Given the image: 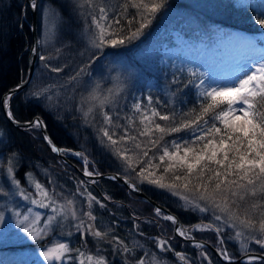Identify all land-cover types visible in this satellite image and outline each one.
Returning <instances> with one entry per match:
<instances>
[{"label": "rangeland", "instance_id": "rangeland-1", "mask_svg": "<svg viewBox=\"0 0 264 264\" xmlns=\"http://www.w3.org/2000/svg\"><path fill=\"white\" fill-rule=\"evenodd\" d=\"M23 1L29 6L28 10H26L27 6H25V10L22 12L23 21L30 26V20H32L30 11L31 6L28 4L27 0ZM71 1L75 2V5L79 7V11L82 12L84 25H82L77 32L75 31V28L71 29L74 33L67 31L69 34L66 37H63L60 35V31L61 26L65 24H62V15L59 14L56 6H53L46 0H37L39 7L36 9V15H38L36 23L38 25L39 52L36 63H38V59L41 55L51 57V59L42 62L39 68L38 64H36L34 74L36 73L35 75H38V78H35L39 83H34L35 75H33L30 84L23 88L25 90L24 96L26 98L30 95H44L51 100V102L53 101L49 104L48 108L51 111L56 110L58 107L59 112L62 114L75 113L77 116L79 115L82 118L80 125L82 127L89 125V127L93 128L95 134H98L104 141L101 143L103 146H99L101 149L104 147L110 148V146L107 143V138L102 137L100 129L102 127H109L111 132L113 127L104 124L98 107L94 108L93 112L88 116H85L84 114L87 111L89 104L94 103L88 101L87 97L97 85H99L98 91L101 95H107L108 89L114 90L115 100L111 104L104 105V111L110 112L114 118L116 117V114L119 113V118L115 119L114 123L123 125L126 117L132 116L133 119L136 120L135 122L137 125V122H139L138 114L132 109V104L134 102L143 101L142 106H148L147 97L151 96V106H155L160 111L158 103L161 104L166 101V99H169L171 103L175 101L174 93H172L170 89L169 91L173 96L168 93L167 87L169 82L167 76L169 75V72L171 73V79L173 80V78H177L179 72H188V70L191 69L197 73L200 79L205 81V88L209 86L216 87L217 85L230 84L232 80L242 72L244 63L249 56L260 55L258 50L253 51L251 40L247 41L241 36H236L231 33L226 34L221 30L216 32L212 36V39L208 38L206 41H200V39L190 41L185 39L181 34L182 31L178 29V22V26L170 27L171 22H174L175 20L179 21L182 19L181 17L184 16V14H181L182 10L175 7L174 9L166 10L164 14H162L161 19L166 21V23L161 27L160 33L157 34L158 36L155 37L154 41L149 45H144V47L138 50V55H135L137 57L134 61L129 62L124 56L122 57L119 53L115 52L123 46L119 48H105L101 50L102 54L101 51H97L91 46L89 43L92 34L89 28L90 17L87 15L91 9H89L87 5L81 8L80 4L82 3V0ZM194 1L195 0H192V3ZM231 2L235 7H238L240 4H247L249 1L231 0ZM253 4L259 7V9H257L259 11L258 14L264 12V0H260V3L255 0L253 1ZM45 9H47V12L44 11ZM257 45L264 47L263 43ZM113 49L115 51H113ZM57 50H59V52ZM93 53L96 54L97 59L92 60L91 66H85L84 62L91 59ZM73 54L80 55L82 59L77 61L76 56ZM46 65H50V67ZM144 66H147L149 70L155 73L157 72V76L154 80L147 78L148 76H146V73H144L142 69ZM52 67H61L63 71L60 73L53 72L51 71ZM81 68H84L85 71L81 73L76 80L71 82L68 81L71 77V73L78 72ZM73 82H75L76 85H73ZM163 83L164 85H162ZM198 84L199 82L197 85ZM194 89L198 94L197 96H199L202 89H199L196 86H194ZM74 90H77L76 94L73 93ZM162 93H165L164 96H161ZM59 97L62 98L61 104H55L58 102ZM156 97H158V99L157 101H154V98ZM9 101L11 105V100ZM1 106L2 104H0V112L2 111ZM117 129H119V127L115 128V131H117ZM191 135H194V133L192 132ZM182 138L183 135L180 134L170 141L172 142L175 140L176 142L181 143ZM10 139L11 132H9L8 127L2 125L0 121V189L3 190L0 191V212H3L4 214V221L0 223V232L5 233V238L0 242V264H8V260L13 261L15 264H79V260L77 259L78 253L75 251L66 254V257L70 255L72 260L65 258L62 261L49 262L45 261L43 257L39 255L40 252L45 250V248L53 247L57 243H68L72 249H79L81 252H84L85 255L102 256L106 260V264H136V261L141 257L148 261L149 264H152L154 259L159 261L160 264H190L188 261L193 262L194 264H209L210 260L207 258L202 259V263L198 257L196 258L192 256L193 251L189 248L181 250L183 252L180 251V253L186 258L185 260H181L178 256L174 258L171 253L169 254L168 252L157 250L153 238L146 240L149 236L146 237V235H143V237L141 232L138 231L140 230L139 228H135L134 225L127 226V220H113V203H109V195L107 197V195L105 196V194L100 192L102 196L99 195V197L105 200L103 207H101V204L96 201V203L92 201L91 205H89V200L87 201L84 198L80 190L77 191L78 188H76L77 193L70 191L69 187H71V181H69V178L66 182L63 181V179L59 178L60 172L54 170L53 165L51 166V164L47 163L45 159L43 160L29 152L25 147L22 149L17 148L15 143H12ZM47 147L51 150L48 143ZM69 151H71L70 154L73 156H76V153H78V151H76L74 154V150ZM59 157L61 158L60 155ZM61 160L68 161V159L63 160L62 158ZM71 161L74 163V167L79 171H85V166L79 168L77 162L73 160ZM10 164L13 166V177L20 181L18 187L12 183L13 177H9L7 174V168ZM86 167L88 171L92 172L88 165H86ZM28 174H31V179ZM81 174L83 175V173ZM83 176L86 177L85 175ZM33 181L39 182L45 187V189L53 194L58 204H64L67 200H72V207L76 211L77 216L79 219H84L86 223H88V221L84 216V213L91 211L93 216L97 214L98 219L95 227L102 232H107L108 235L105 238L100 239L87 233L86 229L77 231L75 227L78 223L77 220H73L71 216H69L67 220L58 216L57 221L51 226V230L43 240L32 241L29 239L27 234L23 233L22 230L17 227V213L21 216L27 214L30 217L34 213H40V226H43V221L48 216L55 214L50 207L43 208L40 207L39 204L31 203L32 199H43L39 196ZM120 182L126 186L122 180H120ZM168 182H170V180ZM127 189L130 190L131 188L129 189L127 187ZM21 190L29 197V199L25 200L19 194ZM165 191L172 198H176L173 199L175 200V203L180 202L181 204L183 203V205L186 203L180 197L173 195L171 191L167 189H165ZM138 196L143 197L140 195ZM143 199L146 200L144 197ZM133 200H135L137 206L141 210L143 209L146 212L151 211L150 207H141V202L137 198H134ZM146 201L149 202L148 200ZM149 203L152 205V209H157L154 207V203ZM201 203L203 204V202ZM185 205L188 206L190 204L186 203ZM29 208L32 209V213L27 212ZM119 212L120 214L124 213L122 211ZM201 213L205 215L207 222L201 223L199 226L206 228L209 224H215L216 226L221 227L222 232L220 235L224 238L222 247L227 249L230 253L229 247H225L224 245L226 240L229 239L231 243L236 244L237 248H240L241 252L244 253L241 248V241L234 239L236 229L223 224L222 221H215L214 215L220 214L218 211L214 212L210 208L209 211H201ZM168 215L169 213L165 210L161 216L165 217ZM113 225L117 227L113 228ZM110 230L112 231L110 232ZM183 230L185 231L186 236L189 237L190 235L188 234L187 229L183 228ZM82 232L84 235L81 234ZM118 232L121 234L123 233L125 237L123 235L121 236ZM80 235L81 239H79ZM113 237H118L120 241H123V244L126 245L130 251L125 252L123 247L113 240ZM247 242H249V240ZM216 248L219 249L221 246H216ZM218 257L221 258L220 256Z\"/></svg>", "mask_w": 264, "mask_h": 264}, {"label": "snow or ice", "instance_id": "snow-or-ice-1", "mask_svg": "<svg viewBox=\"0 0 264 264\" xmlns=\"http://www.w3.org/2000/svg\"><path fill=\"white\" fill-rule=\"evenodd\" d=\"M29 2L33 9L39 7L37 0H29ZM165 4L166 0H121V3L113 7L107 3V0H99V2L82 0L80 7L87 5L91 9L87 14L90 17L89 28L92 33L89 43L97 51L127 45L143 34ZM44 11L47 12V9ZM254 22L260 30H264V12L255 17ZM251 47L253 51L258 50L260 55L249 56L242 72L230 84L205 88V81L200 79L195 71L188 70L189 76L192 77L188 81L189 84L199 79L196 87L202 89L200 108L199 111L190 109L189 112L182 113L183 118L179 121L175 112L162 114L155 106H151L152 97L148 96V106H142L143 101L132 104V109L138 114L139 127L132 116L126 117L127 125L114 123V120L119 118V113L114 118L110 112L104 111V105L111 104L115 100L114 90L108 89L107 95H101L98 91L99 85L89 93L87 100L94 103H90L84 113L88 116L94 108H99L104 124L113 127L111 132L109 127H102L100 129L102 137L107 138V143L114 150V154L128 169L136 171L137 166H140L136 175L141 182L147 181L161 189H167L202 212H207L210 208L214 212L218 211L220 214L214 215L215 221H222L223 224L236 229L234 239L241 241V248L245 254L248 249V240L264 249V47L258 46L253 41H251ZM40 59L48 61L51 57L41 55ZM91 59H97L95 53ZM46 66L50 67V65ZM51 71L60 73L63 69L52 67ZM84 71L85 69L81 68L69 79L76 80ZM9 100L10 97L6 96L0 104L5 108L7 117L14 121ZM189 116H191L190 119L187 118ZM157 118L159 121L177 122L167 125L156 122ZM217 122L220 126H217ZM27 123L35 128L45 127L39 117ZM117 127L123 129V134L118 139H114ZM133 129L136 130L135 134H132ZM185 130L192 131L193 138L184 140L183 143L174 140L170 145L165 141L168 134ZM140 137H145L147 145L157 149L156 155H149V150H145L147 145L142 148L143 141L139 139ZM44 139L53 152L65 151L56 147L48 136H44ZM124 142H133L132 147H122ZM130 152L132 155H129ZM76 155L82 156L83 153H76ZM85 164L87 165L86 159ZM7 174L13 177L11 164L7 168ZM28 175L31 179V174ZM85 175L91 177L96 173L88 171L86 167ZM12 183L17 187L20 185V181L14 177ZM33 183L43 199H32L31 203L39 204L43 208L50 207L55 214L48 216L43 221V226H40V213H34L31 217L17 213V227L27 234L29 239L43 240L58 216L64 220H67L69 216L77 220L78 223L75 225L77 231L86 229L87 233L100 239L108 235L107 232L98 230L91 223L96 219L91 211L84 213L88 221L86 223L84 219H79L77 216L72 207V200L58 204L54 195L42 184L35 181ZM83 183L81 181V184ZM131 186L136 187L135 184ZM0 191L3 190L0 189ZM19 194L25 200L29 199L22 190ZM88 195L89 205L92 201H96L103 207L96 197L91 193ZM155 211L157 215H161L159 208ZM27 212L32 213V209L29 208ZM164 219L175 222V218L171 215L165 216ZM3 221L4 214L0 212V223ZM207 227L218 235L222 232V228L215 224H209ZM176 230L181 236L186 235L183 229ZM81 234L84 235L83 232ZM4 238L5 233L0 232V242ZM113 240L118 242L125 252L130 251L118 237H113ZM219 243L221 248L218 251L223 260L234 264L236 257L222 247L223 236L219 237ZM166 245V240H159L158 246L162 250H168ZM73 251L78 253L79 264H106L104 257L85 255L79 249H72L68 243H57L53 247H47L39 255L49 262L62 261L65 258L72 260V257L70 255L66 257V254ZM176 255L181 260L186 259L181 253ZM201 255L207 258L206 253ZM254 261H264V255H247L246 264H253ZM136 264H149V262L141 257ZM152 264H160V262L154 259Z\"/></svg>", "mask_w": 264, "mask_h": 264}, {"label": "trees", "instance_id": "trees-1", "mask_svg": "<svg viewBox=\"0 0 264 264\" xmlns=\"http://www.w3.org/2000/svg\"><path fill=\"white\" fill-rule=\"evenodd\" d=\"M53 6H56L59 14L62 15V24L60 35L66 37L69 33L72 32L71 29L75 28L77 32L82 25H84L82 20V12L79 11V7L75 5V2L71 0H46ZM203 1V2H202ZM255 0H249L248 4L245 5L244 8L240 6L235 7L232 4L231 0H195L192 3V0H166L165 7L156 14L155 18L152 19V23L144 30L143 34L136 40L128 43L127 45L117 49L116 53H119L122 57L129 62L134 61L137 57L139 51L144 45H149L155 39L157 34L160 33L161 27L166 23L161 19L162 14L168 9H174L175 7L181 9V14H184L182 19L170 23V27L178 26V29L182 31V35L185 39L188 40H197L206 41L208 38L212 39V36L221 30L222 32L228 34H234L236 36H241L243 39L247 41H253L261 45L264 44V30H260L258 25L255 24L254 18L257 17L259 7L253 4ZM99 2V0H97ZM260 3V0H257ZM107 3L111 6H116L121 3V0H107ZM25 6L29 9V6L23 0H0V95L1 97L5 94V92L9 89V87H14L19 84L22 80H24L28 74V63H29V46L31 43V30L28 23L26 24L23 21L22 12L25 10ZM134 11V10H130ZM217 31H216V30ZM60 30V29H59ZM215 30V31H214ZM74 33V32H72ZM64 49V48H63ZM138 51V52H137ZM76 56L77 61H80L82 57L78 54H73ZM42 61L40 58L38 59V68L41 66ZM92 64V59L84 62V65L89 67ZM144 73H146L147 78L155 79L157 76V72H153L144 66ZM36 74V73H35ZM34 74V75H35ZM76 72L71 73V77L74 76ZM156 75V76H155ZM198 76V75H197ZM38 75H35L34 78ZM192 79L186 72H179L177 78L171 79V73L167 76L168 84V93L173 96L169 89L174 93L175 101L171 103L169 99L158 103L160 107V112L163 113H176L177 121L181 118L182 113L189 112L190 109H196L199 111L200 108V95L197 96V92L194 89V84L198 81L195 80L193 84H189L188 81ZM68 81L71 82L69 79ZM39 83V81L35 78L34 83ZM76 85L73 82V85ZM164 90V89H163ZM24 89H20L15 95H11V105L10 109L13 115L17 119L30 120L31 118H35L38 115H42L45 120L47 131L50 133L51 139L58 145L65 146L64 152H67L69 155V159L74 160L79 165V168H82L83 163L78 160L77 157H74L67 150H79L80 153H83V157L88 158V167L92 169V172H97L100 170L101 172L106 171H117L121 172L128 177H131L133 180L139 183L140 187L142 185L143 189L151 195V197L155 198L162 204H165L171 210H175L177 212L178 217L182 220L185 225L190 226L189 229L193 232V236H198L201 239L209 240L212 245L215 247L221 246L219 243V237L214 230L206 227L203 228L199 226L201 223H206L207 218L205 215L201 213L197 208H193L191 205H185L186 203L181 204L180 202H176L170 195H168L165 189H161L155 185L149 184L147 181L141 182L140 178L136 175V172L139 170V165L136 168V171L128 169L127 166L121 161L115 154L114 150L110 147L99 148V146H103L101 144L102 138L99 137L98 134H95L93 128L89 127V125L82 127L80 125L82 118L77 114H66L61 113L58 110L51 111L49 108V104L52 103L51 100L46 98L44 95L41 96H24ZM77 91V90H76ZM74 90L73 93L76 94ZM167 91V89H166ZM165 93H162L161 96H164ZM160 98V97H159ZM154 101H157L158 97L154 98ZM62 98L59 97L58 102L55 104H61ZM0 121L1 124L5 127H8L9 132H11V141L16 144L17 148L28 149L29 152L38 156L41 159H45L47 163L53 165V169L60 172V179L66 182V180L71 181L69 189L72 192L77 193L76 188H78L81 192L84 191V185L81 184V181L84 182V176L80 173L77 168H74V164L69 161H62L57 152H52L47 147V143L41 136V131L39 128L35 127H27L25 129H20L18 127H14V125L9 122L4 113L0 112ZM188 119L191 116L187 117ZM136 121V120H135ZM177 121H159L157 118L156 122L173 125ZM123 125H127L126 119ZM217 125L219 123L217 122ZM220 126V125H219ZM137 127H139V122H137ZM123 129H117L115 131L116 135L113 137L114 139H118L120 135H122ZM29 131V132H28ZM136 130H132V134H135ZM192 131H181L179 133H170L165 137V141L170 144V140L174 137L182 134L183 138L181 139V143L184 140H189L193 138L194 135H191ZM143 141L142 148L147 145V140L145 137L139 138ZM133 142H124L121 146L126 148H131ZM159 147V146H158ZM70 148V149H69ZM75 148V149H74ZM32 149V150H31ZM145 150H149V155H156L157 149L151 148L150 145H147ZM136 152H140L141 150H135ZM129 155H132L130 152ZM43 157V158H42ZM72 157V158H71ZM92 159V160H91ZM95 159V160H94ZM52 160V161H51ZM62 161V162H60ZM79 161V162H78ZM56 164V165H55ZM94 169V170H93ZM61 170V171H60ZM69 171V172H68ZM70 174V175H69ZM159 174V172L157 173ZM102 181L105 182V185L109 189H101L107 197H111L113 203V212L122 211L126 215V220L129 225H135L133 222V214L138 215L140 219L136 218L135 228H139L142 232L146 233H163L167 231L168 234L173 235V221H169L164 219V216H161L165 209L161 210V215H157L156 211L152 209V205L143 199V197L136 196L138 194L134 193L133 190H128L126 186L122 184V182L117 180H111L109 178H105ZM76 182V183H75ZM85 183V182H84ZM114 192V193H113ZM100 194V193H99ZM134 198H137L141 202V207H150V212H146L145 210H141ZM173 200V201H172ZM87 203V202H86ZM175 203V204H174ZM88 204V203H87ZM136 206V207H135ZM118 209H116V208ZM117 218L118 217L114 216ZM95 221H92L93 224H97ZM117 226L113 225V228ZM59 228V227H58ZM57 228V230H58ZM112 230H110L111 232ZM161 231V232H160ZM121 236L120 232H118ZM124 236V235H123ZM125 237V236H124ZM144 237V236H143ZM81 239V235L80 238ZM149 238H146L148 240ZM171 241L174 248H178V250H186L191 249L193 251L192 256L198 257V259L202 262V259H206L205 256H202L201 253L207 254V259L210 260V264H229L228 261L221 260L215 253L213 249L210 248L209 245H200L197 247L199 243L193 244L188 240L182 239L180 236L176 235L169 240ZM248 249L253 248V250L260 251L262 248L259 245L254 244L251 240L247 242ZM225 247H229L230 254L233 256H239L241 252L240 248H237L236 244L231 243L228 239L224 244ZM255 248V249H254ZM264 251V249H263ZM242 253V252H241ZM198 255V256H197ZM8 264H15L13 261L8 260ZM234 264H246V261L234 262ZM253 264H264V261H254Z\"/></svg>", "mask_w": 264, "mask_h": 264}, {"label": "water", "instance_id": "water-1", "mask_svg": "<svg viewBox=\"0 0 264 264\" xmlns=\"http://www.w3.org/2000/svg\"><path fill=\"white\" fill-rule=\"evenodd\" d=\"M28 1V4H30V2H29V0H27ZM30 11H31V15H32V20H31V36L33 37V41H32V45H31V51H30V55H29V57H30V59H29V63H28V67H29V73H28V75H27V77L25 78V80H23V81H21L18 85H16L15 87H9V91L5 94V95H3L2 97H1V100L0 101H2L3 100V98L4 97H6V96H11V94L13 95L14 94V92H16L17 91V89L20 87V86H25L26 84H28V82H29V77H30V75H31V72H32V70H33V65H34V62H35V60H36V52H37V50H38V47L36 46V44H37V41H38V36H37V29H38V25H36V20H37V18H38V15H36V8L35 9H33L32 7H31V9H30ZM33 49H36V51H33ZM9 105H10V101H9ZM1 108H2V112H4V114L6 115V110H5V108L3 107V105L1 106ZM6 118L7 119H9L8 117H7V115H6ZM10 120V119H9ZM34 119L33 118H31V120H23V119H21V120H11L12 122H14V124L15 125H20L19 127H21V126H29L28 125V123L27 122H29V121H33ZM41 131L43 132V136L42 137H44V135H45V133L44 132H46L45 131V128L43 127L42 129H41ZM46 141V140H45ZM47 142V141H46ZM48 143V142H47ZM49 145V144H48ZM49 147H50V145H49ZM57 147V146H56ZM59 148V147H58ZM50 149H51V147H50ZM59 154H60V156L62 155V156H64V155H66V154H64L63 152H58ZM81 171V173H83V175H85V171L84 170H80ZM122 173H116V172H113L112 173V178L113 177H115L116 179H121L124 183H126L127 185V187L130 189H132V190H134V192L135 193H137V194H139L140 196H143L146 200H148L149 202H151V203H154L153 205H154V207L155 208H159V209H165L168 213H169V215H171V216H173L174 218H175V224H174V226H173V230H174V233H177L178 234V236H180V237H184L185 239H187V240H189V241H196V240H198L200 243H202L203 245H209L212 249H214L217 253H218V255L221 257V255L219 254V251H218V249L216 248V247H214L213 245H211L212 243H210V241L209 240H205V239H199L198 237H196V238H194V237H191V236H181L178 232H177V228L180 226V227H182V228H184V229H189V227L190 226H188V225H185V226H183V222L181 221V219H179L178 218V216H177V212H173L171 209H169L168 207H166L165 206V204H162V203H159L158 201H156L154 198H151V197H149L148 195H147V193L144 191V189H142V188H140V187H135V188H133L132 186H131V182H133L131 179H128V178H126V177H123L122 175H121ZM85 176H87V175H85ZM98 176V174H96V175H93V176H91L92 178H96ZM134 184V183H133ZM247 255H253V256H258V255H264V252H263V250H260V251H257V250H253V249H250L249 251H247V253L245 254V252L244 253H240L239 254V256L238 257H236V259H235V262H240V261H243V262H245L246 260H247ZM221 259L223 260V258L221 257ZM189 263L190 264H194L193 262H190L189 261Z\"/></svg>", "mask_w": 264, "mask_h": 264}, {"label": "flooded vegetation", "instance_id": "flooded-vegetation-1", "mask_svg": "<svg viewBox=\"0 0 264 264\" xmlns=\"http://www.w3.org/2000/svg\"><path fill=\"white\" fill-rule=\"evenodd\" d=\"M61 158L63 159V160H65L66 158H64V157H62L61 156ZM83 166H85V163L83 162ZM83 166H82V168H83ZM104 178H102V177H98V178H91L90 176H87V177H85L84 178V182L85 183H83V185H84V191H82V195L84 196V198L88 201L89 199H90V197H89V195H88V193H91V195L92 196H94V197H96V200L97 201H100L102 204L104 203V201L105 200H103L101 197H99V195H101V193L103 192H101L100 191V188H102V189H109L106 185H105V182L104 181H102ZM81 192V191H80ZM101 192V193H100ZM100 193V194H99ZM102 194H105L104 192L102 193ZM102 196V195H101ZM105 196H106V194H105ZM110 198V200H108L109 201V203H110V201H112L113 199L111 198V197H109ZM112 199V200H111ZM93 202H95V201H93ZM96 203V202H95ZM111 206V205H110ZM109 206V207H110ZM112 209V208H111ZM113 210V209H112ZM117 212H119V210L117 211ZM132 214H133V218H134V220H133V222L135 223V225H136V218L137 219H140V217L138 216V215H136V214H134V212H132ZM112 215H114V216H116V217H118L119 219H121V220H126V215L124 214V213H121L120 214V212L119 213H114V212H112ZM95 217H96V219L95 220H97L98 219V217H97V214H95L94 215ZM113 218V220H116V221H118L117 220V218H115V217H112ZM174 224H175V222H174ZM134 225V226H135ZM174 226V225H173ZM184 226V225H183ZM181 229H183L182 227H180ZM172 230H173V228H172ZM138 231H140L141 232V234H142V236L143 235H146V237L147 236H149L148 238H153V241L155 242L154 243V245L156 246V248H157V250H160V251H164V250H162L159 246H158V242H159V240H166L167 241V245L165 246V247H167L168 248V250L167 251H164V252H168L169 254L171 253L173 256H174V258L177 256L176 255V253H180V251L181 250H178V249H176L175 250V248H174V245H172V243H171V241H169V240H171L174 236H175V234H177V233H174V230H173V235L172 234H168L167 233V231H164L162 234L161 233H146V232H142L141 230H138ZM161 232V231H160ZM187 232H188V234L191 236V237H194V238H196V237H198V236H193V232H191L190 231V229H188L187 228ZM154 235V236H153ZM155 237V238H154ZM185 237H186V235H185ZM181 238H184V237H181ZM199 238V237H198ZM185 239V238H184ZM199 239H201V238H199ZM185 240H187V239H185ZM190 243H193V244H196V243H199V245H203L202 243H200L198 240H196V241H189ZM212 245V244H211ZM168 246H170V247H168ZM207 246V245H206ZM214 246V245H213ZM215 247V246H214ZM211 248V247H210ZM212 249V248H211ZM218 249V248H217ZM214 250V249H213ZM215 251V250H214ZM258 251V250H257ZM181 252H183V251H181ZM215 253H216V255L217 256H219L218 255V253L215 251ZM236 257H238V256H236ZM221 259V258H220ZM188 261V260H187ZM188 263H189V261H188ZM203 263V262H202Z\"/></svg>", "mask_w": 264, "mask_h": 264}, {"label": "bare ground", "instance_id": "bare-ground-1", "mask_svg": "<svg viewBox=\"0 0 264 264\" xmlns=\"http://www.w3.org/2000/svg\"><path fill=\"white\" fill-rule=\"evenodd\" d=\"M37 9V8H36ZM31 21V20H30ZM36 25H37V23H36ZM32 30V29H31ZM216 30V29H215ZM214 30V31H215ZM217 31V30H216ZM232 32V31H231ZM227 33V32H226ZM219 34V33H218ZM224 34V33H223ZM37 36H38V32H37ZM225 36V35H224ZM217 37V36H216ZM38 40H39V36H38ZM32 41H33V37H32ZM31 45H32V42H31ZM36 46L38 47V50H37V52H36V60H37V56H38V52H39V44H38V41H37V44H36ZM30 47V51H31V46H29ZM29 55H30V53H29ZM29 59H30V57H29ZM35 60V62H34V65H33V70H32V72H31V75H30V77H29V82H28V84H26L25 86H20L18 89H17V91L16 92H14V94L13 95H15L20 89H23V88H25V87H27L29 84H30V82H31V79H32V77H33V75H34V71H35V67H36V61ZM28 73H29V67H28ZM28 75V74H27ZM156 76V75H155ZM165 76V75H164ZM27 77V76H26ZM162 77V76H161ZM160 78V77H159ZM163 78V77H162ZM25 80V79H24ZM23 81V80H22ZM160 81V80H159ZM163 81V80H162ZM167 81V80H166ZM156 82H157V80H156ZM165 82V81H164ZM158 83V82H157ZM18 85V84H17ZM162 85H164V83L162 84ZM15 87V86H14ZM9 90H7L6 92H5V94L8 92ZM4 94V95H5ZM12 95V94H11ZM12 95V96H13ZM4 113V112H3ZM4 116H5V118H6V115L4 114ZM37 117H39L42 121H43V123H44V125H45V131L46 132H44L45 133V135L44 136H48L50 139H51V137H50V133H49V131H47L48 129H47V126H46V123H45V120H44V118L42 117V115H38V116H36L35 118H33L34 120L37 118ZM14 118L17 120V118L14 116ZM7 119V118H6ZM9 122H11L14 126H18V128H22V129H25V128H27V127H29V126H21V127H19L20 125H15L14 124V122H12L11 120H9V119H7ZM18 120H20V119H18ZM31 120V119H30ZM42 128H40V130H41ZM29 132V131H28ZM42 132V131H41ZM42 134H43V132H42ZM43 136V135H42ZM44 138V137H43ZM52 140V139H51ZM14 142V141H13ZM12 142V143H13ZM52 142L57 146V147H59V148H61V149H64L65 150V148H67V147H65V146H61V145H58V144H56L53 140H52ZM9 143V142H8ZM16 145V144H15ZM8 146V145H7ZM13 146V145H12ZM11 146V147H12ZM70 149V148H69ZM75 149V148H74ZM67 151H69V150H67ZM76 151H78V153H80V149L78 150H74L73 152H74V154H75V152ZM64 154H66V155H64V156H62V157H64V158H66V159H68V161L70 162V163H73L70 159H69V157H68V153L67 152H64V151H62ZM69 152H71V151H69ZM57 154L58 155H60L58 152H57ZM74 157H77L78 158V160L79 161H81L82 163L84 162L85 163V159L87 160V162L90 160H88V158L87 157H83V156H81V155H74ZM38 158V157H37ZM43 158V157H42ZM72 158V157H71ZM29 160H30V158H29ZM35 160V159H34ZM40 160V159H39ZM92 160V159H91ZM95 160V159H94ZM26 161V160H25ZM52 161V160H51ZM74 161V160H73ZM78 161V162H79ZM30 162V161H29ZM35 163V162H34ZM74 164V163H73ZM78 164V163H77ZM56 165V164H55ZM88 165V164H87ZM52 166V165H51ZM79 167V166H78ZM75 168V167H74ZM84 168H86V164H85V167ZM92 170V169H91ZM94 170V169H93ZM52 171V170H51ZM61 171V170H60ZM57 172V171H56ZM69 172V171H68ZM94 172V171H93ZM113 172H116V173H118L117 171H106V172H101L100 170H97V172H96V174H98V176L96 177V178H98V177H102V178H109V179H111V180H121V179H116V178H112L111 176H112V173ZM38 173V172H37ZM119 173H121V172H119ZM59 174V173H58ZM70 175V174H69ZM111 175V176H110ZM123 177H126L127 175H125V174H121ZM55 176V175H54ZM61 176V175H60ZM126 178H128V179H131L133 182H131V185L134 183L135 185H136V187H140V185L135 181V180H133L131 177L129 178L128 176L126 177ZM124 183V182H123ZM124 184H126V183H124ZM138 184V185H137ZM127 185V184H126ZM140 188H142L143 189V187H142V185H141V187ZM100 191H101V189H100ZM145 191V190H144ZM102 192V191H101ZM146 192V191H145ZM103 193V192H102ZM147 193V192H146ZM139 195V194H138ZM137 195V196H138ZM147 195L149 196V197H151V195H149L148 193H147ZM151 198H153V197H151ZM155 199V198H154ZM156 200V199H155ZM157 201V200H156ZM159 202V201H158ZM160 203V202H159ZM182 221V220H181ZM184 224V223H183ZM178 228H180V226L178 227ZM183 239V238H182ZM149 244V243H148ZM255 249V248H254ZM258 250V249H257ZM263 250V249H262ZM264 252V251H263ZM127 255V254H126Z\"/></svg>", "mask_w": 264, "mask_h": 264}]
</instances>
